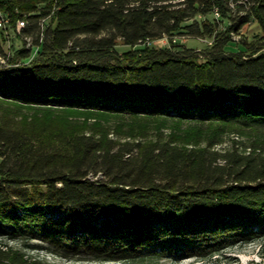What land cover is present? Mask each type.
<instances>
[{"label":"trees","instance_id":"16d2710c","mask_svg":"<svg viewBox=\"0 0 264 264\" xmlns=\"http://www.w3.org/2000/svg\"><path fill=\"white\" fill-rule=\"evenodd\" d=\"M0 13L23 42L0 29V54L38 48L0 70V235L128 263L209 261L264 236V144L216 150L264 135V34L233 50L246 25L264 33V0H0ZM175 35L214 42L149 45ZM0 264L30 262L0 247Z\"/></svg>","mask_w":264,"mask_h":264},{"label":"rangeland","instance_id":"374dc122","mask_svg":"<svg viewBox=\"0 0 264 264\" xmlns=\"http://www.w3.org/2000/svg\"><path fill=\"white\" fill-rule=\"evenodd\" d=\"M217 16V15H216ZM218 18V17H217ZM51 19L45 20L46 25L50 24ZM227 23L220 24L218 29L224 30ZM7 33V32H6ZM5 33V34H6ZM263 30L259 23L253 22L246 25L239 34H233V39L238 44L233 50L238 51L241 43L248 42L252 43L263 36ZM214 42L213 38L207 36H193V35H175L166 36L163 39H159L150 42L149 45L155 46L157 49L169 48L173 44L180 45L187 48L195 49L196 52H204L208 47L212 46ZM22 40L17 37L16 34L12 33L8 40L6 47L10 48L15 46L16 48L22 47ZM242 46V45H241ZM120 51L128 50L127 47L122 45L118 48ZM34 110L24 109L23 114L30 120H33L36 116L33 114ZM39 117H43V114ZM85 115L76 113L65 116L63 121L71 122H83ZM103 122L107 123V127L114 129L119 122L118 119L113 117H103ZM120 123V122H119ZM111 138L118 140L121 138L120 135L112 131ZM259 143L264 144V135L256 134L254 132L243 131L241 133L226 135L223 142L216 146V150H226L232 146H238L241 151L250 150L253 144ZM2 159H0L1 165ZM51 216L47 213V218ZM60 216L59 212H55V218ZM0 247L8 248L12 247L15 250L21 252L25 259L30 264H264V236L254 239L248 243H243L234 246L233 248L223 251L220 255L214 256L209 261H203L197 258H188L185 255L178 254L170 255L167 257H160L153 252H148L147 255L141 261L137 262H124V261H113V262H102L90 259L85 256L74 257L64 252H59L49 244L39 239H32L31 236H19L13 238L10 235H0Z\"/></svg>","mask_w":264,"mask_h":264},{"label":"built area","instance_id":"2783aa9c","mask_svg":"<svg viewBox=\"0 0 264 264\" xmlns=\"http://www.w3.org/2000/svg\"><path fill=\"white\" fill-rule=\"evenodd\" d=\"M216 15H217V17L220 16L219 13H217ZM0 24H7L6 35L10 39L9 29H8L9 24H10V20L3 13H0ZM26 26H27L26 20H19L17 23V32L20 33ZM44 30H45V28H44ZM25 39L28 42L27 47H31L32 46V39L29 37H26ZM37 52H38V48L35 49L33 56L31 57V59L28 60V63L34 58V56L37 54ZM13 55L14 54L11 51L7 52L6 54H0V68L9 67L10 65H14V64H24L22 61L14 63L13 62Z\"/></svg>","mask_w":264,"mask_h":264},{"label":"bare ground","instance_id":"6f19581e","mask_svg":"<svg viewBox=\"0 0 264 264\" xmlns=\"http://www.w3.org/2000/svg\"><path fill=\"white\" fill-rule=\"evenodd\" d=\"M45 22V20H44ZM0 29H3L5 31V33L7 32V24H0ZM2 33V32H1ZM22 64H14V65H10L9 67H5V68H0V70L2 69H8V68H12V67H20Z\"/></svg>","mask_w":264,"mask_h":264},{"label":"water","instance_id":"95a60500","mask_svg":"<svg viewBox=\"0 0 264 264\" xmlns=\"http://www.w3.org/2000/svg\"><path fill=\"white\" fill-rule=\"evenodd\" d=\"M14 62V61H13ZM17 62H19V61H17ZM17 62H14V63H17ZM31 62V61H30ZM29 62V63H30ZM24 64H22L21 66H23V65H26V64H28V61H26V62H23Z\"/></svg>","mask_w":264,"mask_h":264}]
</instances>
